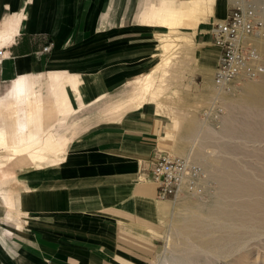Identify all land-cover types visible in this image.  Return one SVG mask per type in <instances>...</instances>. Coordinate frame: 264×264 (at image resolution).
<instances>
[{
	"label": "crops",
	"instance_id": "obj_1",
	"mask_svg": "<svg viewBox=\"0 0 264 264\" xmlns=\"http://www.w3.org/2000/svg\"><path fill=\"white\" fill-rule=\"evenodd\" d=\"M143 2L0 0V23L22 14L19 31L3 48L0 85L22 75L74 74L80 97L57 125L71 116L81 125L71 135L57 129L66 145L56 168L0 161L16 177L0 182L12 196L8 203L0 193V264H147L158 245L173 199L157 198L151 162L171 154L175 125L153 102H132L133 78L149 68L155 35L164 31L138 22ZM212 20L192 30L208 70L219 55L207 32Z\"/></svg>",
	"mask_w": 264,
	"mask_h": 264
},
{
	"label": "rangeland",
	"instance_id": "obj_2",
	"mask_svg": "<svg viewBox=\"0 0 264 264\" xmlns=\"http://www.w3.org/2000/svg\"><path fill=\"white\" fill-rule=\"evenodd\" d=\"M154 1L167 2V4L170 2V0H144L138 14L151 6ZM172 1V5L176 8L184 7L187 3L186 0ZM236 1L211 0L209 6L200 4L197 12L202 14V22H207L209 18L212 20L213 17L219 19L235 5ZM260 5L264 8V0L260 1ZM137 20L146 23L140 18ZM175 22L176 31L170 33L164 28L163 32L155 35L158 47L155 51L156 55L152 58L149 68L133 79H143L147 74H152L155 96L151 101L156 106V111L170 116L175 125L171 130L172 140L166 151L172 155L189 157L202 168L201 192L198 196L181 194L178 197L181 203L179 199L176 202L177 197L172 200L171 209L162 220L160 240L151 250L147 264H264V221L260 216L261 212L247 208L243 217L245 219L248 213L250 216L246 217V221L242 219V222L241 218L230 217L223 219L230 222L220 220L221 223L218 219L216 221L214 214L215 209H221L223 206L235 210L236 206L232 207V205L239 202L248 205V199L244 195H239L237 198L229 197V201L222 198L226 192L219 176L224 167L240 168L238 170L245 175L248 174L247 177L249 176L251 181L264 180L262 175L256 173L261 174L264 171V141H254L251 136L254 108L247 101L250 95L249 89L253 88L255 83L261 82L264 74L254 80L236 82L230 90L218 93L212 82L214 68L209 70L203 68V63L198 59L196 52L197 43L194 34L192 30L185 29L186 19L182 18ZM167 35L174 37L175 44L167 53L162 54L160 45ZM167 58H170L168 66L162 67L165 71L159 67L157 69V66H161ZM11 83L12 80L0 85V98L9 90ZM137 90L139 88H135L134 95ZM135 100L133 97L132 102L136 103ZM23 116L25 117L19 113L20 123H26L24 127L21 125L22 128L30 125L32 128L36 127V124H32L35 120L33 115L26 116L28 118ZM62 116L70 115L57 116L54 120L56 123L52 118H47L48 122L43 121L42 129L50 131L56 138L57 129L59 135L63 136L71 135L81 126L74 116L67 118L65 123L58 126V122L63 119ZM7 155L8 152H0V161L9 165ZM51 159L53 157L49 156L44 163L45 167L49 166ZM10 165L21 167L11 162ZM35 165L31 167L34 168ZM19 172L23 171L19 170ZM251 175L255 177L252 178ZM261 221L263 224L260 223ZM228 236L232 237V240L236 238L232 241ZM228 239L232 241H229L232 246L229 244L224 246L228 243ZM220 245L223 247L220 248ZM227 248L231 250L227 252Z\"/></svg>",
	"mask_w": 264,
	"mask_h": 264
},
{
	"label": "bare ground",
	"instance_id": "obj_3",
	"mask_svg": "<svg viewBox=\"0 0 264 264\" xmlns=\"http://www.w3.org/2000/svg\"><path fill=\"white\" fill-rule=\"evenodd\" d=\"M186 2V6L176 8L172 5V0H170L168 4L167 2L158 3V1H154L151 6L145 8L143 11L141 10L138 18L148 24L166 28L170 33L177 30V23L175 21L184 18L186 19L185 29L195 30L203 19L202 14L197 12L199 9L198 6L200 4L203 6H209L211 0H186ZM21 21L22 14H14L0 23V47L8 45L13 40L15 34L19 31ZM163 40L164 41H162V44L160 45L162 54L167 53L175 44L172 35H167ZM169 60L170 58L165 59L161 66H157V69L159 67L161 70L165 71V68L162 69V67H167ZM135 83V88H139L136 95H134L136 99L135 104L141 106L144 103L152 102L151 100L155 96V82L153 81L152 74H147L143 79H136ZM36 86L39 87L36 88ZM79 87L80 80L78 79V76L66 72L54 71L46 74H39L37 76L35 75V77L22 75L14 78L9 90L0 98V152H8L7 157L12 164L28 169L34 164H44L49 156L53 157L50 165L54 167L58 166L62 162L61 154L64 152L66 140L55 138L50 131H45V128L42 129V125L45 122H48L46 121L47 118H52L53 122L56 123L54 120L57 116L61 114L71 115L74 112L72 98L80 97ZM42 89L44 91H42ZM249 93L250 95L248 96L247 101L249 102L248 104L254 108V115L251 121V136L254 141H264V75L261 82L255 83L253 88L249 89ZM36 103L38 106H36ZM33 104H35V106ZM19 113L25 115V117L23 116L24 118L33 115L35 120L32 124H36V127L32 128L30 125L26 128H22L26 123H20L21 121H19V119L21 117L18 119ZM29 123L28 120V124ZM49 124L51 125V123ZM49 124H47V126ZM224 168L219 176L225 188L224 191L226 192L222 198H226L229 201V197L237 198L239 195H244L248 199V205L239 202L238 204L232 205V207L236 206V209L234 208L235 210H232L227 206H223L218 210L215 209L214 214L216 221L219 220L220 222V220L222 221L223 219L230 217L241 218V221L242 219L245 220L246 217L249 218L250 216L248 213V216H246L245 219L243 217L244 212H246L245 209L247 208L261 212V215H259L264 221V180L262 179L263 182L251 181L250 178H248L249 176L247 177L248 174L245 175L244 172L242 173L238 170L240 168L236 169L233 166ZM256 170L259 171V169ZM256 173L262 175L264 178V173ZM260 178L262 177L260 176ZM15 179V173L12 170H7L0 163V182H7ZM0 193L5 201H11L12 196L10 192H5L0 188ZM179 196L180 195H178L177 198ZM178 199L179 203H181V199ZM16 217H18V215ZM226 221L227 220L224 222ZM228 221L230 222V220ZM255 221H257V218ZM260 223H262V221ZM228 238L231 239L232 237L230 238L228 236ZM229 239L228 241L226 240L228 243H224L225 245L223 244L224 246L229 244V241L232 242L234 240L231 239V241ZM229 245L232 246L231 244ZM222 247L223 246L220 245V248ZM229 250H231V248L228 249L227 252ZM220 251L221 250L219 249V253H221Z\"/></svg>",
	"mask_w": 264,
	"mask_h": 264
},
{
	"label": "built area",
	"instance_id": "obj_4",
	"mask_svg": "<svg viewBox=\"0 0 264 264\" xmlns=\"http://www.w3.org/2000/svg\"><path fill=\"white\" fill-rule=\"evenodd\" d=\"M261 0H237L224 18L213 19L207 30L211 45L219 55L212 72L218 93L228 91L242 80H254L264 74V8ZM0 47V61L7 56ZM50 46H44L48 51ZM151 179L160 200L178 195L198 196L202 168L189 157L159 153L151 162Z\"/></svg>",
	"mask_w": 264,
	"mask_h": 264
}]
</instances>
